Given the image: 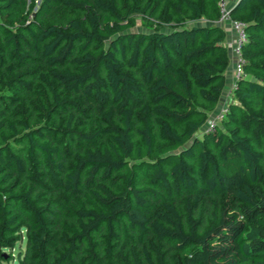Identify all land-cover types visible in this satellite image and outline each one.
Instances as JSON below:
<instances>
[{"label":"trees","instance_id":"obj_1","mask_svg":"<svg viewBox=\"0 0 264 264\" xmlns=\"http://www.w3.org/2000/svg\"><path fill=\"white\" fill-rule=\"evenodd\" d=\"M38 1L0 0V261L264 264V0L232 11L244 77L202 137L220 0Z\"/></svg>","mask_w":264,"mask_h":264},{"label":"built area","instance_id":"obj_2","mask_svg":"<svg viewBox=\"0 0 264 264\" xmlns=\"http://www.w3.org/2000/svg\"><path fill=\"white\" fill-rule=\"evenodd\" d=\"M235 0H220L219 7H220V24H224L229 22L233 31L236 33L237 38L234 44L231 45V51L235 57V65H234V76H235V85L234 89H236V83L241 78L244 77V66H245V59L243 57V47L244 44L247 42L248 36L246 32L247 24L235 20L232 18V11L236 7L234 6ZM228 112V108L224 109L214 120H210L208 123V131H215L216 128L220 125V123L224 120L226 114Z\"/></svg>","mask_w":264,"mask_h":264},{"label":"crops","instance_id":"obj_3","mask_svg":"<svg viewBox=\"0 0 264 264\" xmlns=\"http://www.w3.org/2000/svg\"><path fill=\"white\" fill-rule=\"evenodd\" d=\"M240 0L234 1V6L238 4ZM226 33L225 44L227 46L229 52V66L225 74V86L223 92L220 96L218 105L213 112L209 113V117L211 115H216L217 113L223 111L228 108L232 103L235 102V76H234V65H235V57L231 51V45L235 43L237 35L233 31L231 24L229 22L221 24Z\"/></svg>","mask_w":264,"mask_h":264},{"label":"rangeland","instance_id":"obj_4","mask_svg":"<svg viewBox=\"0 0 264 264\" xmlns=\"http://www.w3.org/2000/svg\"><path fill=\"white\" fill-rule=\"evenodd\" d=\"M39 2H40V0L38 1V4H39ZM132 30H133L134 32H137V33L145 32V31H146L145 26L143 25V23L141 22V20H140L139 18H137V19L135 20V23H134V26H133ZM234 90H235V89H234ZM221 112H222V111H221ZM221 112L217 113L216 115H211V116L208 118V121H207L205 127L203 128L202 133H200L199 136L202 137L203 132L208 131V123L210 122V120H214V119H216V117H217ZM18 248H19V247H16V249L13 250L12 253L9 252V251H3L2 253H3L4 256L6 257V259L8 258V256H9L10 254H12V255L14 256V258L16 259V255H17L18 250H19ZM16 263H17V262H16ZM0 264H14V262H12V261H11V262L0 261Z\"/></svg>","mask_w":264,"mask_h":264}]
</instances>
